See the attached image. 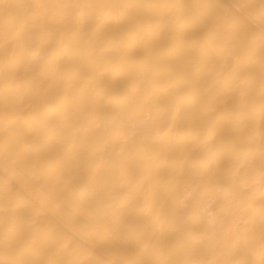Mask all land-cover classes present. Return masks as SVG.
<instances>
[{
  "label": "bare ground",
  "instance_id": "6f19581e",
  "mask_svg": "<svg viewBox=\"0 0 264 264\" xmlns=\"http://www.w3.org/2000/svg\"><path fill=\"white\" fill-rule=\"evenodd\" d=\"M0 264H264V0H0Z\"/></svg>",
  "mask_w": 264,
  "mask_h": 264
}]
</instances>
